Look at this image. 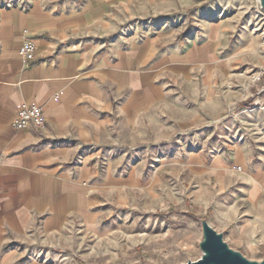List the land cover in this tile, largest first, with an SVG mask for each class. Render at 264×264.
I'll return each mask as SVG.
<instances>
[{
	"label": "crops",
	"instance_id": "1",
	"mask_svg": "<svg viewBox=\"0 0 264 264\" xmlns=\"http://www.w3.org/2000/svg\"><path fill=\"white\" fill-rule=\"evenodd\" d=\"M0 0V264H138L172 210L264 248L255 15L196 0ZM233 3L234 0H229ZM198 3V2H197ZM35 45L29 59L18 49ZM260 95V96H259ZM22 105L42 132H17ZM231 111L239 122L216 121ZM168 226V227H167ZM246 256V255H245ZM247 257V256H246Z\"/></svg>",
	"mask_w": 264,
	"mask_h": 264
},
{
	"label": "rangeland",
	"instance_id": "2",
	"mask_svg": "<svg viewBox=\"0 0 264 264\" xmlns=\"http://www.w3.org/2000/svg\"><path fill=\"white\" fill-rule=\"evenodd\" d=\"M202 6L205 8L212 6L218 9L217 12L212 14L213 16H210V20L224 18L231 14L233 10L236 13H246V15L254 14V23L250 25L249 31L254 34H260L256 31V12L259 7L256 0H234L233 3H230L229 0H196L195 14L197 9ZM263 85H259L260 88ZM260 95H264V93ZM171 211L170 209L162 211V214L157 216L156 219L158 221L163 220L164 223L169 222L171 225L167 226V230H163L159 246L146 247L135 252V255L140 260L138 264H181L186 261H196L200 257L198 243L201 239V229L196 224L191 223L192 221L188 217H185L184 221L177 220ZM224 239H226L225 234ZM243 252L249 259H257L255 253L248 250H243Z\"/></svg>",
	"mask_w": 264,
	"mask_h": 264
},
{
	"label": "built area",
	"instance_id": "3",
	"mask_svg": "<svg viewBox=\"0 0 264 264\" xmlns=\"http://www.w3.org/2000/svg\"><path fill=\"white\" fill-rule=\"evenodd\" d=\"M14 2L15 0H6L5 4L7 6H11L12 4H14ZM256 19H257L256 31L261 34V45L264 50V11H262L259 7L256 12ZM35 50L36 47L33 43L23 42L18 49V53L22 58L29 59L35 53ZM251 80L255 86L264 84V66L259 68L257 71L251 72ZM225 122L231 124L230 127L232 129H235L236 127L239 126L238 120L235 118V115L232 114L231 111L226 112L216 121L217 124H221ZM11 127L17 132H22L29 128H32L37 132H42L45 127L43 108L36 105L20 106L14 115V118L11 122ZM258 255H259L258 260L264 258V248H261L258 251Z\"/></svg>",
	"mask_w": 264,
	"mask_h": 264
},
{
	"label": "water",
	"instance_id": "4",
	"mask_svg": "<svg viewBox=\"0 0 264 264\" xmlns=\"http://www.w3.org/2000/svg\"><path fill=\"white\" fill-rule=\"evenodd\" d=\"M259 8L264 11V0H256ZM264 93V85L259 89ZM201 239L198 243L200 257L196 261L181 264H264L261 260H252L242 252L232 249L224 240L223 233H218L205 219L199 220Z\"/></svg>",
	"mask_w": 264,
	"mask_h": 264
}]
</instances>
